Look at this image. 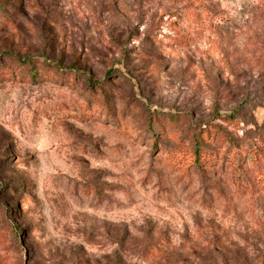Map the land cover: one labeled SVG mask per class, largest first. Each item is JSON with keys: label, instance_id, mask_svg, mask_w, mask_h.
Listing matches in <instances>:
<instances>
[{"label": "rangeland", "instance_id": "rangeland-1", "mask_svg": "<svg viewBox=\"0 0 264 264\" xmlns=\"http://www.w3.org/2000/svg\"><path fill=\"white\" fill-rule=\"evenodd\" d=\"M0 264H264V0H0Z\"/></svg>", "mask_w": 264, "mask_h": 264}, {"label": "trees", "instance_id": "trees-1", "mask_svg": "<svg viewBox=\"0 0 264 264\" xmlns=\"http://www.w3.org/2000/svg\"><path fill=\"white\" fill-rule=\"evenodd\" d=\"M206 12H210V10L206 9ZM208 18V17H207ZM10 55V54H8ZM231 116H228V119H230ZM205 134L206 138H208V140L212 143V147L210 148V150H203V143H205V139L202 137V135ZM225 136L226 138L229 137V133L228 132H218V133H214L212 135H210V132L208 130H204L202 133L200 132V130L194 132V134H192V140H193V155H194V159L198 165V168L200 166V163L202 162V156L203 154H210L212 155L209 160L214 161L215 158L220 154V149L222 148V145H219V141H221L220 136ZM214 145V146H213ZM209 151V152H208ZM243 151V150H241ZM245 152V156L248 157L249 159H252L253 162L256 161V157L258 156L257 154V150H244ZM249 161V160H246ZM255 167V166H254ZM200 169V168H199ZM254 183V182H249Z\"/></svg>", "mask_w": 264, "mask_h": 264}]
</instances>
